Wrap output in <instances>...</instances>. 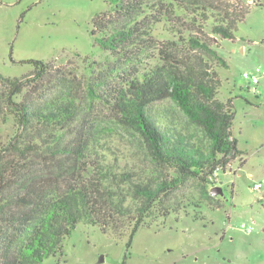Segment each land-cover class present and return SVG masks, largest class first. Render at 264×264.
I'll return each mask as SVG.
<instances>
[{
    "label": "trees",
    "instance_id": "obj_1",
    "mask_svg": "<svg viewBox=\"0 0 264 264\" xmlns=\"http://www.w3.org/2000/svg\"><path fill=\"white\" fill-rule=\"evenodd\" d=\"M106 4L92 19L91 36L111 59L84 60L83 79L39 60L27 61L33 68L20 77L0 75V264H43L62 253L80 223L115 237L127 233L129 247L148 219L173 212L174 193L191 181L200 187L192 206L199 215L215 199L214 171L242 155L231 99L217 98L216 69L228 67L218 43L234 39L247 6ZM159 24L171 37L161 44L154 37ZM168 102L175 109L163 106ZM10 119L13 134L4 141ZM124 132L141 152L122 167L116 147ZM196 133L204 142L192 141Z\"/></svg>",
    "mask_w": 264,
    "mask_h": 264
},
{
    "label": "rangeland",
    "instance_id": "obj_2",
    "mask_svg": "<svg viewBox=\"0 0 264 264\" xmlns=\"http://www.w3.org/2000/svg\"><path fill=\"white\" fill-rule=\"evenodd\" d=\"M224 2L246 5L248 13L237 24L234 39L218 43L228 67L216 69L222 81L217 98L231 99L232 135L242 152L212 180L211 188L220 187L222 195H213L194 214L200 187L188 182L174 193L173 212L148 219L150 226L140 227L129 247L127 233L115 237L80 223L64 241L62 253L43 264H264V74L257 85L242 78L256 68L264 73V0ZM106 9V0H0V75L20 77L33 68L27 61L39 60L83 79L84 60L111 59L91 36L92 19ZM154 37L158 43L171 38L161 24ZM163 106L175 109L169 102ZM102 112L109 120V112ZM179 116L183 129L194 133ZM1 133L4 141L13 134L11 119ZM121 136L118 163L131 166L141 152L140 142L130 133ZM200 140L204 142L196 133L192 141ZM254 183L262 187L255 191Z\"/></svg>",
    "mask_w": 264,
    "mask_h": 264
},
{
    "label": "built area",
    "instance_id": "obj_3",
    "mask_svg": "<svg viewBox=\"0 0 264 264\" xmlns=\"http://www.w3.org/2000/svg\"><path fill=\"white\" fill-rule=\"evenodd\" d=\"M264 73L259 69L256 68L254 73L249 74V73H243L242 74V78L249 81L250 84L252 85H257L259 83V77L260 75H263ZM218 174V170L214 171L211 180H213V178ZM262 187L261 183H254L253 184V190L257 191ZM243 227H245V229L247 230V232L250 231V228H246V226L243 225Z\"/></svg>",
    "mask_w": 264,
    "mask_h": 264
},
{
    "label": "water",
    "instance_id": "obj_4",
    "mask_svg": "<svg viewBox=\"0 0 264 264\" xmlns=\"http://www.w3.org/2000/svg\"><path fill=\"white\" fill-rule=\"evenodd\" d=\"M210 193L215 196V195H218V194L222 195L223 192H222L220 187H213V188L210 189ZM100 261H102V258H101Z\"/></svg>",
    "mask_w": 264,
    "mask_h": 264
}]
</instances>
